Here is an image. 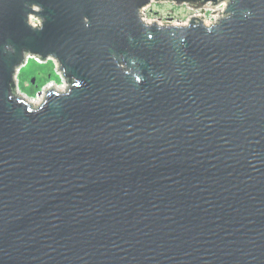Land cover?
<instances>
[{
	"label": "water",
	"instance_id": "95a60500",
	"mask_svg": "<svg viewBox=\"0 0 264 264\" xmlns=\"http://www.w3.org/2000/svg\"><path fill=\"white\" fill-rule=\"evenodd\" d=\"M29 2L42 31L0 0V264H264V0L175 51L145 45L144 0ZM24 49L83 87L27 114L7 99ZM109 50L139 57L138 87Z\"/></svg>",
	"mask_w": 264,
	"mask_h": 264
},
{
	"label": "clouds",
	"instance_id": "9594fccd",
	"mask_svg": "<svg viewBox=\"0 0 264 264\" xmlns=\"http://www.w3.org/2000/svg\"><path fill=\"white\" fill-rule=\"evenodd\" d=\"M237 0H144L134 8L135 22L141 30L145 45L160 34L164 43L173 51L186 45L188 35L202 31L205 36H219L226 23L237 15ZM25 24L35 31H42L44 17L40 15L43 7L39 3L24 0ZM243 20L255 16L252 8L239 9ZM80 22L85 30L92 27V18L83 15ZM155 29V31H153ZM166 34V36H165ZM168 37L173 38L169 41ZM131 42L133 37L128 34ZM174 42V43H173ZM5 51L14 52L11 45ZM22 60L13 66L7 99L22 106L27 114H40L59 100L69 98L75 89L83 87L84 82L68 75V69L54 53L46 56L29 49L22 50ZM108 59L114 69L129 82L138 87L145 79L139 57L109 50ZM156 72H149L155 80ZM35 78V83L32 82Z\"/></svg>",
	"mask_w": 264,
	"mask_h": 264
},
{
	"label": "rangeland",
	"instance_id": "374dc122",
	"mask_svg": "<svg viewBox=\"0 0 264 264\" xmlns=\"http://www.w3.org/2000/svg\"><path fill=\"white\" fill-rule=\"evenodd\" d=\"M35 80V78H33Z\"/></svg>",
	"mask_w": 264,
	"mask_h": 264
}]
</instances>
